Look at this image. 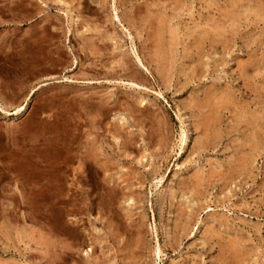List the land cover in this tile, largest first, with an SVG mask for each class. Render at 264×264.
Masks as SVG:
<instances>
[{
    "label": "rangeland",
    "instance_id": "rangeland-1",
    "mask_svg": "<svg viewBox=\"0 0 264 264\" xmlns=\"http://www.w3.org/2000/svg\"><path fill=\"white\" fill-rule=\"evenodd\" d=\"M35 1L0 19V264H264V0Z\"/></svg>",
    "mask_w": 264,
    "mask_h": 264
},
{
    "label": "crops",
    "instance_id": "crops-1",
    "mask_svg": "<svg viewBox=\"0 0 264 264\" xmlns=\"http://www.w3.org/2000/svg\"><path fill=\"white\" fill-rule=\"evenodd\" d=\"M18 2L19 4H17V8H9L8 5L13 6L14 0H4V6L0 9V19L3 21V24H11L16 28L22 29L36 17V1L18 0Z\"/></svg>",
    "mask_w": 264,
    "mask_h": 264
},
{
    "label": "bare ground",
    "instance_id": "bare-ground-1",
    "mask_svg": "<svg viewBox=\"0 0 264 264\" xmlns=\"http://www.w3.org/2000/svg\"><path fill=\"white\" fill-rule=\"evenodd\" d=\"M162 34H163V33H162ZM158 49H160V48H158ZM165 50H166V48H165ZM165 50H164V51H165ZM164 51H163V52H164ZM166 54H167V53H166ZM166 54H165V55H166ZM165 55H164V56H165ZM159 57H160V56H159ZM124 59H125V58H124ZM166 59H167V58H166ZM123 61H124V60H123ZM131 61H132V60H131ZM157 61H158V60H157ZM157 61H156V62H157ZM124 62H125V61H124ZM126 62L128 63V61H126ZM156 62L154 61V63H156ZM121 63H122V62H121ZM131 63H132V62H131ZM131 63H130V64H131ZM137 63H138V62H137ZM139 63H140L139 66H141L142 63H141V62H139ZM159 64H160V63H159ZM122 65H123V64H121L120 67H121ZM125 65H128V64H125ZM164 65H165V64H164ZM167 65H168V64H167ZM158 66H159V65H157V67H158ZM120 67H119V68H120ZM122 68H123V67H122ZM122 68H121V69H122ZM129 68H130V67H129ZM131 68H132V67H131ZM159 68H160V67H159ZM159 68H158V69H159ZM162 68H163V67H162ZM112 69H113V68H112ZM125 69H126V68H125ZM133 69H134V68H133ZM133 69H132V70H133ZM135 69H136V68H135ZM164 70H165V69H164ZM112 71H114V70H112ZM118 71H119V70H118ZM121 71H122V70H121ZM137 71H138V70H137ZM162 71H163V70H162ZM110 73H111V72H110ZM121 73H122V72H121ZM138 73H139V76H140V72H138ZM107 74H109V73H107ZM118 74H119V73H118ZM118 74H117V75H118ZM133 75H135V77H136V75H137L136 72H135V74H134V72H133ZM120 76H121V75H120ZM142 76H143V75H142ZM142 76H141V77H142ZM125 78H126V76H125ZM131 78H132V77H131ZM131 78H129V79H131ZM136 78H137V77H136ZM135 80H137V79H135ZM218 93H219V92H218ZM213 94H215V93H213ZM217 95H218V94H217ZM207 96H208V95H207ZM211 97H213V96L211 95ZM205 98H206V97H205ZM207 98H208V97H207ZM214 98H215V97H214ZM223 98H224V97H223ZM209 100H210V99H209ZM214 100L216 101L217 99L215 98ZM205 101H206V100H205ZM207 101H208V100H207ZM203 102H204V100H203ZM210 102H211V101H210ZM218 102H219V101H218ZM113 103H114V102H113ZM117 103H118V102H117ZM212 103H213V102H212ZM214 103H216V102H214ZM221 103H222V102H221ZM223 103H224V102H223ZM93 104H94V103H93ZM114 104H115V103H114ZM208 104H209V103H208ZM224 104H225V103H224ZM226 104H227V103H226ZM108 105H109V104H108ZM108 105H107V106H108ZM111 105H112V104H111ZM209 105H210V104H209ZM212 105L214 106L215 104H212ZM220 105H222V104H220ZM220 105H219V106H220ZM101 106L104 107V106H105L104 103H103V105H101ZM109 106H110V105H109ZM117 106H118V105H117ZM201 106H204V104L201 105ZM103 107H102V109H103ZM113 107H114V106H113ZM196 107H197V106H196ZM199 107H200V106H199ZM222 107H224V106H222ZM21 108H22V109H20V112H21V110H24V107H23V106H22ZM197 108H198V107H197ZM201 108H202V107H201ZM211 108H212V107H211ZM211 108H210V109H211ZM100 109H101V108H100ZM107 109H108V108H107ZM116 109H117V108H116ZM198 109H199V108H198ZM204 109H206V108H204ZM207 109H208V108H207ZM200 110H201V109H200ZM202 110H203V109H202ZM219 110H220V109H219ZM210 111H211V110H210ZM212 111H213V110H212ZM202 112H204V110H203ZM205 112H206V111H205ZM18 113H19V111H18ZM210 113H211V112H210ZM213 113H214V112H213ZM213 113H212V116H213ZM215 113H216V111H215ZM217 113H218V112H217ZM203 115H204V114H203ZM219 115H220V113H219ZM204 116H207V115H204ZM212 116H211V117H212ZM216 116H217V115H216ZM216 116H213V117L216 118ZM199 117H202V116H199ZM208 117H210V116L208 115ZM202 118H203V117H202ZM202 118H200V119H201V123H204V121L202 122ZM204 118H205V117H204ZM215 118H214V120H215ZM205 119H207V118H205ZM217 119H219V118H217ZM208 120H209V119H208ZM198 122H199V120H198ZM213 122H215V121H213ZM216 122H217V120H216ZM201 123H199V124L201 125ZM207 123H208V122H207ZM209 123H210V121H209ZM211 123H212V119H211ZM218 123H219V122H218ZM203 125H204V124H203ZM203 125H201V126L203 127ZM207 125H209V124H207ZM214 125H215V124H214ZM211 126H212V124H211ZM216 126H217V125H216ZM205 127H206V126H205ZM211 128H213V127H211ZM214 128H216V127H214ZM214 128H213L212 131H214ZM198 129H199V128H198ZM204 129H205V128H203V130H204ZM208 130H209V129H208ZM209 131H211V130H209ZM209 131H208V132H209ZM206 134H207V132H206ZM206 134H205V135H206ZM207 135H208V134H207ZM207 135H206V136H207ZM209 135H210V134H209ZM209 135H208V136H209ZM211 135H212V133H211ZM211 135H210V136H211ZM213 137H214V136H213ZM211 138H212V137H211ZM208 139H209V138H208ZM208 139H207V141H208ZM209 140H210V139H209ZM87 147H88V146H87ZM87 149H88V148H87ZM87 149H86V150H87ZM89 149H90V148H89ZM87 151H88V150H87ZM87 155H89V154L87 153ZM81 158H83V157H81ZM87 158H88V157H87ZM87 158H85V159H87ZM89 158H90V157H89ZM82 160H83V159H82ZM84 163H85V162H84ZM193 180H194V179H193ZM194 181H195V180H194ZM199 182H200V181H199ZM196 183H197V182H196ZM198 184H199V183H198ZM115 185H116V184H115ZM198 188H199V187H198ZM118 189H119V188H118ZM195 189H196V188H195ZM121 190H122V189H121ZM121 192L123 193L124 191L122 190ZM201 193H202V192H201ZM201 196H202V194H201ZM196 197H197V196H196ZM199 197H200V196H199ZM96 207H97V206H96ZM101 207H102V206H101ZM90 208H91V207H90ZM97 208H98V207H97ZM91 209H92V208H91ZM110 214H112V213H110ZM115 228H117V227H115ZM108 229H109V228H108ZM138 229H139V228H138ZM68 230H69V229H68ZM118 230H119V229H118ZM107 236H108V235H107ZM82 239H83V238H82ZM77 247H78V246H77ZM77 247H75V248H77ZM67 248H68V247H67ZM67 248H66V249H67ZM77 249H78V248H77ZM72 250H73V249H72ZM75 250H76V249H75ZM90 250H91V249H90ZM64 251H65V250H64ZM73 251H74V250H73ZM158 251H159V250H158ZM89 252H90V251H89ZM65 253H66V252H65ZM158 253H159V252H158ZM158 253H157V254H158ZM88 254H89V253H88ZM65 256H66V255H65ZM65 256H64V257H65ZM71 256H72V255H71ZM233 256H234V255H233ZM231 257H232V256H231ZM234 257H235V256H234ZM70 259H71V257H70ZM220 259H221V258H220ZM232 259H233V257H232ZM69 262H71V261H69ZM70 264H71V263H70Z\"/></svg>",
    "mask_w": 264,
    "mask_h": 264
}]
</instances>
